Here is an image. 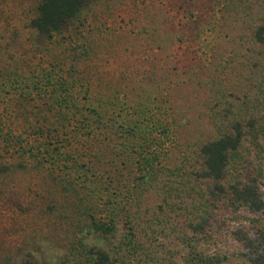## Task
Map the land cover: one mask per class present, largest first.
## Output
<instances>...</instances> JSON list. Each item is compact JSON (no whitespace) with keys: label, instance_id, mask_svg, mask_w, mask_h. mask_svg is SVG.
Instances as JSON below:
<instances>
[{"label":"rangeland","instance_id":"rangeland-1","mask_svg":"<svg viewBox=\"0 0 264 264\" xmlns=\"http://www.w3.org/2000/svg\"><path fill=\"white\" fill-rule=\"evenodd\" d=\"M39 2L0 0V131L32 132L30 90L46 71L73 83L83 126L106 141L69 140L95 154L72 174L0 150V264H92L131 229L139 246L124 264H195L194 252L248 264L240 238L264 216L210 195L200 148L241 126L225 188L254 182L264 201V0L89 1L52 38L31 27ZM112 211L115 230L98 233L88 216Z\"/></svg>","mask_w":264,"mask_h":264},{"label":"trees","instance_id":"trees-1","mask_svg":"<svg viewBox=\"0 0 264 264\" xmlns=\"http://www.w3.org/2000/svg\"><path fill=\"white\" fill-rule=\"evenodd\" d=\"M89 1L95 0H40L37 5L36 16L30 22L31 27L47 38H52L54 34H59L70 22L75 20L80 9ZM255 39L264 46L263 28L258 29ZM45 72L35 78L30 90L34 93V95L29 96L30 101H33L32 112L29 113V116L33 119L32 132L30 134L28 132L24 136L23 133L25 132L13 130L2 132L1 130L0 133L5 132L6 137L2 140L4 143L0 144V150H3L5 154H9V158L13 154L21 157L26 156L42 169L47 164L54 166L58 174H72L73 172L82 171L83 168H86L84 172H87L88 166H83V164L87 161V164H89L92 161V157L95 155L92 148L87 147V154L76 151L78 146L72 147L69 140L74 139L75 142L76 140L82 142L86 140L90 143H94L95 140L104 142L106 141L104 133L107 129L98 128L90 123L84 127L82 124L84 114L81 110H78V98L71 93L73 83L59 74ZM30 91L26 95H30ZM22 98L24 99L25 96ZM97 117L99 119L104 118L101 114H98ZM252 133L254 134L256 131L253 130ZM244 135L245 131L242 127L235 125L232 132L203 144L200 148L202 157L200 177L213 182V188L210 192L212 197H215L218 193H223L231 201L242 203L251 212H260L264 216V201L261 199L254 182L247 184L234 183L226 188L224 184L231 155L238 150ZM131 136L133 137V134ZM120 147L127 150L131 146L130 143L125 141ZM66 156H70V158L65 159ZM78 157L81 160L85 159L86 162H80ZM140 159L145 161L148 167L151 166L148 158ZM128 161L131 162V154ZM146 179L150 180L149 172ZM118 212L108 213L109 222H103L101 219L96 221L90 215L88 217L98 233L110 234L115 230ZM206 224V219L193 223L191 232L202 234L205 231ZM240 240L246 250L248 264H264V227L255 230L252 235L244 234ZM138 246L139 242L136 234L131 229L129 235L121 236L119 243L112 248L114 257L110 252L103 250L90 252L94 255L92 264H124L128 254L127 251H135ZM192 260L195 264H213L198 252H194ZM19 264L33 263L23 261Z\"/></svg>","mask_w":264,"mask_h":264}]
</instances>
